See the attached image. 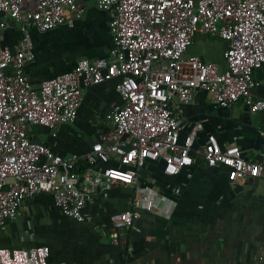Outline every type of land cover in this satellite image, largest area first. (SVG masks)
Returning a JSON list of instances; mask_svg holds the SVG:
<instances>
[{
    "label": "built area",
    "instance_id": "built-area-1",
    "mask_svg": "<svg viewBox=\"0 0 264 264\" xmlns=\"http://www.w3.org/2000/svg\"><path fill=\"white\" fill-rule=\"evenodd\" d=\"M0 0V34L14 21L22 33L11 47L0 44V234L24 203L49 193L66 215L86 221V205L113 187L132 190L130 206L111 216L106 234L114 243L140 217L141 210L168 217L175 200L140 169L162 161L165 175H176L195 161L194 152L212 167H227L230 183L264 179V125L259 157L244 155L235 142L223 146L211 133L195 149L198 123L181 138L183 120L172 108L205 91L217 106L243 101L252 112L264 109L256 98L254 72L264 65V0H96L109 16L112 47L104 57L78 59L71 70L44 79L39 87L25 74L35 57L30 30L73 27L83 15L78 0ZM227 42L225 67L188 53L198 34ZM117 79L121 104L106 115L110 123L84 155L63 156L34 140L35 125L55 129L72 123L85 90ZM86 168L79 172L77 165ZM0 264H69L53 259L47 245L0 247ZM125 264V263H115ZM254 264H264L259 257Z\"/></svg>",
    "mask_w": 264,
    "mask_h": 264
},
{
    "label": "crops",
    "instance_id": "crops-1",
    "mask_svg": "<svg viewBox=\"0 0 264 264\" xmlns=\"http://www.w3.org/2000/svg\"><path fill=\"white\" fill-rule=\"evenodd\" d=\"M78 3L84 12L73 27L30 30L35 57L27 62L25 74L33 86L73 69L82 57H104L112 47L108 13L97 7L96 0ZM34 6L35 0H26L23 9ZM6 19L10 26L0 34V44L14 47L22 33L14 21ZM226 46L217 36L198 33L187 52L224 68ZM254 78L252 92L264 99V65L255 70ZM116 83L115 78L88 87L74 122L59 123L55 129L35 125L31 137L63 156L84 155L109 129L106 115L121 104ZM172 110L183 120L181 138L202 124L195 149L213 133L223 146L236 142L245 156L259 157L264 109L252 112L242 100L229 108L217 106L209 93L201 91L181 110ZM194 155V163L176 175H165L162 161L140 169L144 179L160 185L176 204L168 217L141 210L140 217L123 231L120 243H114L106 232L112 227L111 216L130 206L132 190L127 187L97 194L86 205L88 219L83 222L63 213L51 194L38 193L7 222L0 247L47 245L53 259L69 264H254L259 257L264 259V179L239 183L244 187L235 191L227 167L209 166L200 153Z\"/></svg>",
    "mask_w": 264,
    "mask_h": 264
},
{
    "label": "water",
    "instance_id": "water-1",
    "mask_svg": "<svg viewBox=\"0 0 264 264\" xmlns=\"http://www.w3.org/2000/svg\"><path fill=\"white\" fill-rule=\"evenodd\" d=\"M254 182V178L253 177H250L247 181H246V184H252ZM233 187H234V190L235 191H240V190H242L243 189V185H241V184H239V183H235L234 185H233Z\"/></svg>",
    "mask_w": 264,
    "mask_h": 264
},
{
    "label": "trees",
    "instance_id": "trees-1",
    "mask_svg": "<svg viewBox=\"0 0 264 264\" xmlns=\"http://www.w3.org/2000/svg\"><path fill=\"white\" fill-rule=\"evenodd\" d=\"M85 168H86V165H85L83 162H81V163H79V164L77 165V170H78L79 172H82Z\"/></svg>",
    "mask_w": 264,
    "mask_h": 264
}]
</instances>
